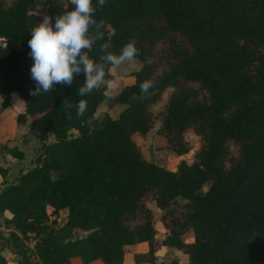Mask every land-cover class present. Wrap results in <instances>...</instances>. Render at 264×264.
<instances>
[{
  "label": "trees",
  "instance_id": "16d2710c",
  "mask_svg": "<svg viewBox=\"0 0 264 264\" xmlns=\"http://www.w3.org/2000/svg\"><path fill=\"white\" fill-rule=\"evenodd\" d=\"M92 6L104 25L103 40L85 50L90 58L99 62L101 43L119 54L133 42L138 68L110 87L115 76L106 65V83L83 97L82 73L72 86L57 84L33 96L27 42L38 13L54 24L74 6L70 0H0V40L7 48L0 56V106L20 98L15 121L29 116L28 129L41 140L38 164L0 189V216L12 224L13 238L39 235L32 248L16 244L17 264H70L72 256L83 264H122L140 241L147 249L133 252L135 262L180 264L155 255L163 245L183 252L187 264H264V0H105L103 7L92 0ZM146 80L154 84L142 94ZM113 87L124 106L116 117H93ZM80 99L87 110L78 117L67 104ZM155 120L179 159L172 166L145 158L135 142ZM188 130L196 144L185 138ZM149 200L159 210L160 238ZM62 208L64 220L50 231L47 218L55 221ZM6 263L0 253V264Z\"/></svg>",
  "mask_w": 264,
  "mask_h": 264
},
{
  "label": "clouds",
  "instance_id": "9594fccd",
  "mask_svg": "<svg viewBox=\"0 0 264 264\" xmlns=\"http://www.w3.org/2000/svg\"><path fill=\"white\" fill-rule=\"evenodd\" d=\"M70 2L74 6L72 10L56 15L54 24L52 17L45 15L30 31L31 38L27 43L33 61L31 79L36 84L30 93L33 96L52 92L57 84L72 86L75 76L81 73L85 79L78 95L86 96L106 83V65L116 68L126 61H133L138 55L133 42L126 43L119 54L109 51L111 43L104 42L100 44V51L104 54L99 62L90 58L85 50H91L96 41L103 40L101 29L104 21L93 18L96 8L92 6V0ZM98 4L103 7L105 0H98ZM4 41L0 42V47H6ZM107 83L110 85L112 82ZM153 84L152 80L143 81L140 84L141 93L146 94ZM67 107L75 108L76 115L80 117L87 110V102L80 99L75 105L68 103Z\"/></svg>",
  "mask_w": 264,
  "mask_h": 264
},
{
  "label": "rangeland",
  "instance_id": "374dc122",
  "mask_svg": "<svg viewBox=\"0 0 264 264\" xmlns=\"http://www.w3.org/2000/svg\"><path fill=\"white\" fill-rule=\"evenodd\" d=\"M4 3H9L11 0H3ZM45 15L38 13V20L39 23L42 21L43 17ZM0 42H2L0 40ZM7 51L6 47H0V56L4 55ZM140 62L137 58H135L133 61H126L120 66L113 68L110 67L111 73L113 76H115V80L111 81L112 83L110 85L117 86L119 84L118 79L126 81V73L128 71L137 69ZM115 82V83H113ZM115 84V85H113ZM166 92H164L161 97L152 105V111L157 112L161 106L162 100L164 99ZM109 97L107 98V104L108 107V113L110 116L117 115L118 109L122 108L124 106V103L119 102V100L116 97V91L113 87L111 89V92L108 94ZM0 95V100H1ZM11 109H2L0 106V189H2L4 186L8 185L12 181L15 180L16 176L24 172L25 170L29 169L35 164H38L37 155L40 153V142L41 140L34 135L32 131L28 129V122L30 117L27 116L25 121L22 123H17L15 121V114L18 111H15L16 113H11ZM96 112L98 116L103 111L102 107L100 109H97ZM107 113V112H103ZM93 116V115H92ZM4 117V118H3ZM94 122V118L91 117L88 119V126L90 127L92 123ZM159 121L155 120L152 124V127L148 130V132L143 136H136L135 142L139 144L141 147L142 153L145 158L151 159L159 164H163L166 166H172L177 162L179 159L175 156V154L168 149L165 144V139L159 135L156 132V129L158 128ZM71 135H76L77 131L71 129L70 130ZM193 134L188 130L185 132V138H187L188 142L195 143V140H193ZM53 139L51 135H49L45 141L49 142ZM15 147L16 150H19L22 155L20 157H15L11 155L9 152H7V147ZM187 162L191 161V155L190 153L184 155L183 157ZM53 175V173H52ZM148 206L153 211V218L152 222L154 227L156 228L157 232L162 234L164 232V229L158 220L159 210L157 209L155 203L153 200L148 201ZM64 212L65 210H60L55 218V221L49 222L51 216L47 218V224L48 229L54 230L56 226L61 224L64 218ZM1 217V216H0ZM9 228H13L12 224H7ZM10 231H7L6 234L0 233V245H3V253L6 256V261L8 262H14L13 264H17L18 260L20 258V255L18 253H15L13 250L16 248L17 243H21L23 246H27L29 248H32V245L36 238L39 236L37 233L33 234L32 232H28L24 235L18 234V239H14L13 236L10 234ZM82 234V233H81ZM80 235V234H79ZM184 238L186 240H190V233H186L184 235ZM10 253H15V255H11ZM165 256L170 255V257H174L177 260H179L180 264H187V258L186 255L181 252L178 249H174L172 254L167 250L165 253ZM3 255V256H4ZM173 255V256H172ZM31 258H33L32 255H30ZM167 258V259H168ZM166 259V258H165ZM166 259V260H167ZM6 263V264H9Z\"/></svg>",
  "mask_w": 264,
  "mask_h": 264
},
{
  "label": "crops",
  "instance_id": "0c3cea01",
  "mask_svg": "<svg viewBox=\"0 0 264 264\" xmlns=\"http://www.w3.org/2000/svg\"><path fill=\"white\" fill-rule=\"evenodd\" d=\"M115 83V82H114ZM108 84V83H107ZM109 85V84H108ZM112 85H110V87H111ZM107 102V99H104V100H102L101 102H99L98 104H97V106L95 107V110H94V112H93V117H95L96 115H97V109H100L101 107H102V109L103 110H105V111H103V112H107V114L109 115V113H108V107H109V105L106 103ZM2 109H7V108H9V109H11L10 111H11V113H16L15 111H22V109H23V106H22V100L20 99V98H17L15 101H13L12 103H10L9 105H7V106H5V107H1ZM120 110V108L118 109V111ZM117 111V112H118ZM102 112V113H103ZM13 113V114H14ZM101 113V114H102ZM117 114V113H116ZM110 116V115H109ZM111 117H116V115H114V116H111ZM4 118V117H3ZM63 210H65V212H64V218H65V214H66V209L65 208H62ZM61 209V210H62ZM64 218H63V220H64ZM161 235L162 234H160L159 235V233H158V235H157V238H160L161 237ZM147 249V244H146V242L145 241H140V242H137L136 244H134L133 246H132V249L130 250V251H126L124 254H123V258H122V264H148L147 262H144V261H141V262H135L134 261V259H133V252H144L145 250ZM167 250H169V249H166L163 245H160L159 247H158V249L154 252L155 253V255L158 257V258H162V259H164V258H166V257H169L170 255H167V256H165V252L167 251ZM174 250H169V252L172 254V252H173ZM0 253L2 254V255H4V253H3V250L1 249V251H0ZM11 255H15V253H10ZM173 256V255H172ZM4 257H6L5 255H4ZM70 264H83L81 261H80V259H79V257L78 256H72V257H70ZM179 261V260H178ZM7 262V261H6ZM9 262V261H8ZM7 262V263H8ZM14 262H9V264H13ZM86 264H102V262L99 260V259H93V260H91V261H89L88 263H86Z\"/></svg>",
  "mask_w": 264,
  "mask_h": 264
},
{
  "label": "built area",
  "instance_id": "2783aa9c",
  "mask_svg": "<svg viewBox=\"0 0 264 264\" xmlns=\"http://www.w3.org/2000/svg\"><path fill=\"white\" fill-rule=\"evenodd\" d=\"M13 229L9 228L8 225H6L3 222V219L0 217V233L1 234H6L7 231H12Z\"/></svg>",
  "mask_w": 264,
  "mask_h": 264
},
{
  "label": "water",
  "instance_id": "95a60500",
  "mask_svg": "<svg viewBox=\"0 0 264 264\" xmlns=\"http://www.w3.org/2000/svg\"><path fill=\"white\" fill-rule=\"evenodd\" d=\"M149 160H151V159H149Z\"/></svg>",
  "mask_w": 264,
  "mask_h": 264
}]
</instances>
